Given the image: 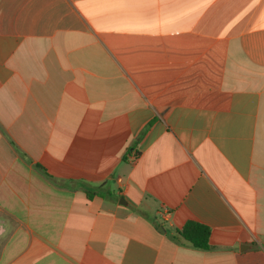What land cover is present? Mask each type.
<instances>
[{
	"label": "crops",
	"instance_id": "crops-1",
	"mask_svg": "<svg viewBox=\"0 0 264 264\" xmlns=\"http://www.w3.org/2000/svg\"><path fill=\"white\" fill-rule=\"evenodd\" d=\"M0 264H264V0H0Z\"/></svg>",
	"mask_w": 264,
	"mask_h": 264
},
{
	"label": "trees",
	"instance_id": "trees-1",
	"mask_svg": "<svg viewBox=\"0 0 264 264\" xmlns=\"http://www.w3.org/2000/svg\"><path fill=\"white\" fill-rule=\"evenodd\" d=\"M96 192L97 191H93L92 193H96ZM87 196L91 198V192L89 190H87ZM179 234L185 241L189 242L195 248L204 249V250L210 248L211 230L209 227L203 224H200L195 221H188L183 226Z\"/></svg>",
	"mask_w": 264,
	"mask_h": 264
},
{
	"label": "built area",
	"instance_id": "built-area-1",
	"mask_svg": "<svg viewBox=\"0 0 264 264\" xmlns=\"http://www.w3.org/2000/svg\"><path fill=\"white\" fill-rule=\"evenodd\" d=\"M168 214H169L168 212L164 213V217H167V216H168Z\"/></svg>",
	"mask_w": 264,
	"mask_h": 264
}]
</instances>
